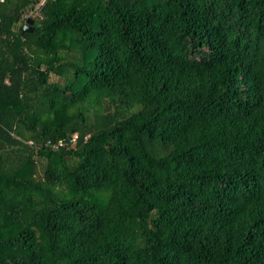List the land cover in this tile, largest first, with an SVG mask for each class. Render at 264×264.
Here are the masks:
<instances>
[{
  "label": "trees",
  "instance_id": "16d2710c",
  "mask_svg": "<svg viewBox=\"0 0 264 264\" xmlns=\"http://www.w3.org/2000/svg\"><path fill=\"white\" fill-rule=\"evenodd\" d=\"M34 5L0 1V264H264V0Z\"/></svg>",
  "mask_w": 264,
  "mask_h": 264
},
{
  "label": "built area",
  "instance_id": "2783aa9c",
  "mask_svg": "<svg viewBox=\"0 0 264 264\" xmlns=\"http://www.w3.org/2000/svg\"><path fill=\"white\" fill-rule=\"evenodd\" d=\"M2 1V0H0ZM47 0H33L34 2V6L32 9H29L28 11H25L23 13V18L25 20H27L28 18H30L31 16H34V15H39L40 16V7L46 2ZM60 143V142H59Z\"/></svg>",
  "mask_w": 264,
  "mask_h": 264
},
{
  "label": "water",
  "instance_id": "95a60500",
  "mask_svg": "<svg viewBox=\"0 0 264 264\" xmlns=\"http://www.w3.org/2000/svg\"><path fill=\"white\" fill-rule=\"evenodd\" d=\"M33 23V20L28 18L25 23L23 24V31H28L29 26Z\"/></svg>",
  "mask_w": 264,
  "mask_h": 264
}]
</instances>
